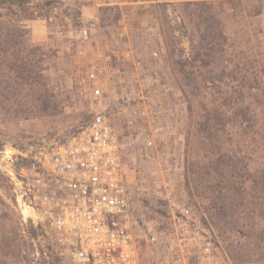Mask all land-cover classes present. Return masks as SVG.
I'll return each instance as SVG.
<instances>
[{
  "label": "rangeland",
  "instance_id": "374dc122",
  "mask_svg": "<svg viewBox=\"0 0 264 264\" xmlns=\"http://www.w3.org/2000/svg\"><path fill=\"white\" fill-rule=\"evenodd\" d=\"M95 1L0 5V147L61 143L105 106L67 37L97 23L140 264H195L207 243L221 264H264V0ZM56 257L0 174V264Z\"/></svg>",
  "mask_w": 264,
  "mask_h": 264
},
{
  "label": "built area",
  "instance_id": "2783aa9c",
  "mask_svg": "<svg viewBox=\"0 0 264 264\" xmlns=\"http://www.w3.org/2000/svg\"><path fill=\"white\" fill-rule=\"evenodd\" d=\"M81 1L98 7L95 0ZM95 28L97 23L71 28L67 37L76 43L74 63L86 65L83 87L105 106L61 143L24 153L0 147V174L23 219L48 230L61 264H140L123 143L106 106L112 101L109 70L103 49L92 45ZM195 260L221 264L209 243Z\"/></svg>",
  "mask_w": 264,
  "mask_h": 264
},
{
  "label": "crops",
  "instance_id": "0c3cea01",
  "mask_svg": "<svg viewBox=\"0 0 264 264\" xmlns=\"http://www.w3.org/2000/svg\"><path fill=\"white\" fill-rule=\"evenodd\" d=\"M60 37H61L60 34H56L55 36H53V35H48L47 33H44L42 39H39V40H42L43 42L44 41L45 42H50V43H53V41H55V42H61L60 41L61 40ZM33 40H36V39H32V41ZM61 46H63V45L61 44Z\"/></svg>",
  "mask_w": 264,
  "mask_h": 264
},
{
  "label": "trees",
  "instance_id": "16d2710c",
  "mask_svg": "<svg viewBox=\"0 0 264 264\" xmlns=\"http://www.w3.org/2000/svg\"><path fill=\"white\" fill-rule=\"evenodd\" d=\"M5 1H6V0H0V5L4 4ZM212 48H213V47L209 46V47H208V50H212ZM200 62H201V61H200ZM201 63L203 64V62H201ZM120 137H121V135H120ZM55 260H56V263H57V264H61V260H60L58 257H56ZM52 264H54V262H53Z\"/></svg>",
  "mask_w": 264,
  "mask_h": 264
},
{
  "label": "bare ground",
  "instance_id": "6f19581e",
  "mask_svg": "<svg viewBox=\"0 0 264 264\" xmlns=\"http://www.w3.org/2000/svg\"><path fill=\"white\" fill-rule=\"evenodd\" d=\"M25 216H28V213L27 212L25 213Z\"/></svg>",
  "mask_w": 264,
  "mask_h": 264
}]
</instances>
